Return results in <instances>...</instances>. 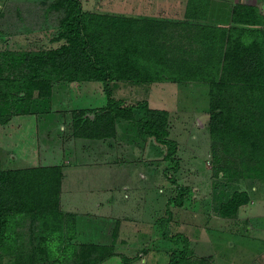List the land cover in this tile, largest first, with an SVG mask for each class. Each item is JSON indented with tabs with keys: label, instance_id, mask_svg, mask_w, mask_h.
I'll list each match as a JSON object with an SVG mask.
<instances>
[{
	"label": "trees",
	"instance_id": "obj_1",
	"mask_svg": "<svg viewBox=\"0 0 264 264\" xmlns=\"http://www.w3.org/2000/svg\"><path fill=\"white\" fill-rule=\"evenodd\" d=\"M203 1L189 0L186 16L200 18ZM50 4L60 12L55 37L63 40L59 45L0 50V122L29 112L33 97L50 96L58 81L99 80L107 102L95 109L74 108L73 135L112 137L119 119H135L140 112L139 132L165 146L164 157L176 170L178 144L169 136L168 110L151 107L147 99L127 103L113 95L110 82L199 79L209 85L214 175L264 177V28L85 11L81 0ZM204 4L207 7L208 0ZM232 20L263 24L264 14L257 5L240 1L233 7ZM62 178L57 163L4 168L0 160V264L7 254L13 256V264H97L114 253L112 244L74 240L75 214L61 209ZM171 180L178 192L169 202L182 205L190 187ZM249 200L248 191L235 188L216 210L232 217ZM163 218V236L183 242L166 264H185L192 252L188 236L169 233Z\"/></svg>",
	"mask_w": 264,
	"mask_h": 264
},
{
	"label": "rangeland",
	"instance_id": "obj_2",
	"mask_svg": "<svg viewBox=\"0 0 264 264\" xmlns=\"http://www.w3.org/2000/svg\"><path fill=\"white\" fill-rule=\"evenodd\" d=\"M52 1L0 0V50L59 45L63 40H55V37L59 31L57 18L60 12L52 9ZM132 1L81 0L83 10L105 13H126ZM135 1L139 6L143 4L142 0ZM235 1L212 0L210 19L229 22L230 7ZM240 1L258 2L260 6L255 5L261 11L263 9L264 0ZM126 83L131 87L123 86ZM133 84L136 83L110 82L113 95L127 103L147 99L151 107L168 110L169 136L178 144L175 156L179 158V166L176 170L172 168V161L164 157L165 146L152 136L139 132L137 119L140 112L135 119H119L114 136L96 138H112L110 141L117 145L115 156L120 159L117 166L103 162L105 154L98 150L99 146L93 148L96 151L87 150L91 151L90 154L83 151L84 145L76 141L72 132V110L81 107L95 109L106 104V90L99 80L58 81L50 96L33 97L29 112L14 113L8 121L0 122L2 166L15 168L40 162L56 164L53 162L63 160L68 164L63 187L65 190L75 189L80 197L83 194L99 199L102 194H108L105 189L114 185L119 192H123L126 186H133L140 205H134L131 211L137 220L122 224L121 233L127 241L122 245L114 244V253L97 264H166L172 250L182 248L183 242L174 243L163 236L160 217H164L162 222L169 233L182 232L188 236L192 252L185 264H260L264 259L261 233L249 228L250 220L237 221V213L232 217L219 215L216 206L235 188L245 190L246 185L261 193L263 202L264 177L227 179L222 173L214 175L208 127V83L203 80H163ZM90 114L94 115L93 112ZM103 146L109 149L108 142L100 145L102 149ZM97 150L101 157L93 158ZM73 158L77 161L71 163ZM171 177L190 187L182 205L169 202L170 197L178 192ZM253 185L256 189L252 188ZM90 189L93 193L89 192ZM88 212L85 208L83 214L75 218L76 233L79 223L87 230L92 229L94 234L96 227L89 224L90 220L102 222L108 217L118 218L111 213L123 215L119 207L113 212L107 209V213L96 215L97 218ZM114 225L115 221L105 225L107 236L115 237L120 232L121 220ZM94 237L85 235L82 238L90 241ZM74 240L81 242L77 235ZM1 264H13V256L5 255Z\"/></svg>",
	"mask_w": 264,
	"mask_h": 264
},
{
	"label": "crops",
	"instance_id": "obj_3",
	"mask_svg": "<svg viewBox=\"0 0 264 264\" xmlns=\"http://www.w3.org/2000/svg\"><path fill=\"white\" fill-rule=\"evenodd\" d=\"M189 0H142V5L139 6V4L136 3L135 0H133L131 3H129V6L131 9L127 8L126 13H121V12H112L111 14H121V15H126V16H131V17H138V18H145V19H150V20H156V21H183L187 24L189 23H201V24H209V25H221V26H232V25H239V26H244V27H250V28H264V23L263 24H244V23H236L232 20V10L234 5L239 1L236 0L235 2H232L231 4V15H230V21L229 22H220V20H214L210 19V12L212 10V0H208V6L205 7V0L202 2L203 4V12L200 18H195V17H190L186 16V10H187V4ZM247 3V2H246ZM250 3V2H249ZM253 4H257L260 6L258 2H254ZM133 6V7H132ZM205 8L207 9L206 11ZM200 11H202L200 9ZM261 11V10H260ZM264 14V9L261 11ZM163 80H168V79H156L153 81H144V82H134V81H127L125 82H131V83H136L133 85L137 84H151L153 82L157 81H163ZM184 81L188 80H199V79H182ZM124 81V80H121ZM127 84V83H126ZM126 87H131V85H123ZM154 107V106H152ZM209 116V115H208ZM209 119V117H208ZM119 136V134L117 135ZM116 136V137H117ZM116 137H113L116 139ZM76 138V137H74ZM112 138H107V139H96V138H83V137H77L76 141L78 140L79 143L84 145L83 151H86L87 154L90 153L87 150H94V147H98V150H102L101 153L105 154V158L103 162L110 163L111 165L117 166V164L120 162L119 158L115 156L116 153V147L113 142L110 141ZM109 144V149L107 150L104 146L102 149L100 147L101 144L107 143ZM86 145V146H85ZM97 150V154L93 158L101 157L99 156V152ZM96 151V150H94ZM89 157V156H88ZM122 160V159H121ZM76 162L74 158L72 159L73 163ZM83 161V160H82ZM123 161V160H122ZM96 162V161H95ZM124 162V161H123ZM43 162H40L42 164ZM57 164H62V170H63V178H62V184H61V209L66 212H72L75 214V218H79L80 215L83 214V209L88 208V215H92L93 217L97 218L96 215H101L107 213V209L112 211L115 210L117 207L123 212V215H115L111 213L113 216H118L117 219L108 217L105 220H102V222H99L98 219L95 220L94 222L91 220L89 221L92 226L96 227V233L92 234L91 230L85 229V227L79 223L77 226V238L81 239V242H94V243H100V244H112L115 245H122L125 240L127 241V237H124L122 235V231L124 229V226L122 224H132L137 220V217L133 215L132 209L134 205H138V197L136 196L133 186H126L123 192H119L118 188H116V185L112 187H109L108 189H105L104 191L107 192L108 194H102L101 198H95L94 196H85L81 195V197L71 189L65 190L63 187V181L65 180V168L68 165L67 163H64L63 160L58 162H53ZM98 163H101L100 161ZM45 165L47 163H44ZM51 164V163H48ZM245 181V180H243ZM244 185H246L244 183ZM247 186V185H246ZM244 186V189L248 191L250 195V200L246 204H243L239 207L238 209V216H237V221H251V223H248L249 228H255L259 233H261V238H264V201L261 202V193H258L257 191L250 190L248 187ZM253 189H256V186H252ZM115 189V190H113ZM117 189V190H116ZM91 193H93V189H90ZM104 197V198H103ZM134 200V203L132 202ZM136 200V203H135ZM140 205V204H139ZM84 206V207H83ZM86 206V207H85ZM120 213V211H119ZM118 213V214H119ZM125 218V219H123ZM126 218H129V220H126ZM119 219L121 220V228L120 232L115 234L116 236L113 237L112 235L107 236L105 234V225L107 222L114 223L115 221V226H117ZM126 220V221H125ZM128 222V223H127ZM78 223V221H77ZM113 227V228H114ZM101 231V232H100ZM113 231V229H112ZM100 232V233H99ZM92 237L95 235V239H92L88 241L87 239H83L82 237ZM98 236V238H97ZM131 238V237H130ZM260 264H264V259L261 261Z\"/></svg>",
	"mask_w": 264,
	"mask_h": 264
},
{
	"label": "water",
	"instance_id": "obj_4",
	"mask_svg": "<svg viewBox=\"0 0 264 264\" xmlns=\"http://www.w3.org/2000/svg\"><path fill=\"white\" fill-rule=\"evenodd\" d=\"M262 8L264 9V3L262 4Z\"/></svg>",
	"mask_w": 264,
	"mask_h": 264
}]
</instances>
